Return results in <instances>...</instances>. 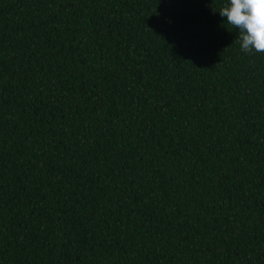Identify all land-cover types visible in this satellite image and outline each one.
I'll return each instance as SVG.
<instances>
[{"label":"trees","instance_id":"obj_1","mask_svg":"<svg viewBox=\"0 0 264 264\" xmlns=\"http://www.w3.org/2000/svg\"><path fill=\"white\" fill-rule=\"evenodd\" d=\"M227 0H0V264H264V52Z\"/></svg>","mask_w":264,"mask_h":264},{"label":"clouds","instance_id":"obj_2","mask_svg":"<svg viewBox=\"0 0 264 264\" xmlns=\"http://www.w3.org/2000/svg\"><path fill=\"white\" fill-rule=\"evenodd\" d=\"M219 15L238 31L243 52H264V0H227Z\"/></svg>","mask_w":264,"mask_h":264}]
</instances>
